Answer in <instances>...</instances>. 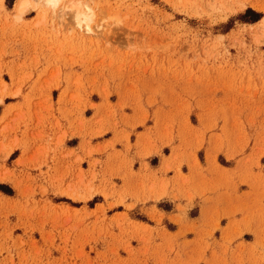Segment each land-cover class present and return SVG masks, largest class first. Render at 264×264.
I'll return each mask as SVG.
<instances>
[{
    "label": "rangeland",
    "instance_id": "rangeland-1",
    "mask_svg": "<svg viewBox=\"0 0 264 264\" xmlns=\"http://www.w3.org/2000/svg\"><path fill=\"white\" fill-rule=\"evenodd\" d=\"M71 1L0 0V264H264V0Z\"/></svg>",
    "mask_w": 264,
    "mask_h": 264
},
{
    "label": "crops",
    "instance_id": "crops-1",
    "mask_svg": "<svg viewBox=\"0 0 264 264\" xmlns=\"http://www.w3.org/2000/svg\"><path fill=\"white\" fill-rule=\"evenodd\" d=\"M17 1L18 0H15L16 3H17ZM24 16H26V13L24 14ZM0 46H1V44H0ZM15 48L18 51V53L20 52V55L18 56V53H17V55H15L16 57L14 59H15L16 62H20L22 60L23 56H24L23 55V52H22V47H18L17 46ZM8 58H10V57H5L6 60H8ZM6 98H9V101H6ZM11 98H14V99H11ZM22 101L23 100L19 99L18 96L6 95V96H4V101L0 103V105L2 107L1 108V112H0V127H2L4 123H8V127H11L12 128L11 129L12 131H11L10 135L8 136L9 139L13 138L15 133L18 135L19 138H22L23 137V134H24V130H26L23 124H21L18 128H15L14 127V124L16 122V120L15 121L13 120V118L15 117V115H14L15 113L14 112L11 113V114H9V115H7L5 117V112L6 111H8L11 107H13V105H17L18 103H22ZM52 123H54V121H52ZM64 126L65 127L67 126V123L66 122H64ZM40 128L41 127H39V126L37 127L36 126V119H34L32 125L27 130V134L26 135H28V137L30 138L31 136H33L32 135L33 133L39 132L41 130ZM46 129H47L46 131L47 132L49 131V133L51 135L54 134V131H53L54 129H52L51 123H48ZM59 133H60V131H58V132L56 131V133H55L54 136H57V134H59ZM74 138H75V136L69 135V136H67V138L64 141L65 142V146L68 147L69 150L76 149L78 147V145H76L75 143H74L75 144L74 145L72 143V140H74ZM30 139H32V138H30ZM117 148L120 149L119 147H117ZM16 150L20 151V155H19V157H17L16 159H14L13 162H16L20 157L23 156V152H25V150H24V148L22 146L16 145V146H14V149L7 155V158L12 153H14ZM152 157L153 156L148 157L147 158V162H149L151 169L152 170H155V169H157L159 167V165H152V163H151V158ZM137 161H138V159H136V162L134 163V170H136V171L139 168ZM161 161L162 160L160 159V162ZM194 175H195V177L193 178V180L195 182H200V179H199L198 175L195 174V173H194ZM208 205H210V204H208Z\"/></svg>",
    "mask_w": 264,
    "mask_h": 264
},
{
    "label": "bare ground",
    "instance_id": "bare-ground-1",
    "mask_svg": "<svg viewBox=\"0 0 264 264\" xmlns=\"http://www.w3.org/2000/svg\"><path fill=\"white\" fill-rule=\"evenodd\" d=\"M45 4L52 5L55 7L58 5L60 0H42ZM30 0H19L17 3V10L19 13L24 14L29 6ZM88 7V6H87ZM65 8L69 11H72L75 19L78 22H81L83 18L86 19L88 17L87 13L82 10V4L79 1L73 0L71 3L65 6Z\"/></svg>",
    "mask_w": 264,
    "mask_h": 264
},
{
    "label": "trees",
    "instance_id": "trees-1",
    "mask_svg": "<svg viewBox=\"0 0 264 264\" xmlns=\"http://www.w3.org/2000/svg\"><path fill=\"white\" fill-rule=\"evenodd\" d=\"M264 16V13L254 10L253 8H247L246 11L243 14H240L238 16V19H240L243 22H256L260 20ZM0 189H4V184H0ZM10 193H12V190H10Z\"/></svg>",
    "mask_w": 264,
    "mask_h": 264
}]
</instances>
